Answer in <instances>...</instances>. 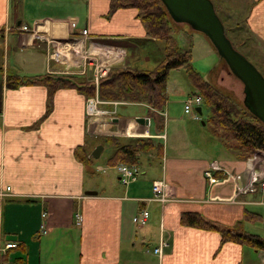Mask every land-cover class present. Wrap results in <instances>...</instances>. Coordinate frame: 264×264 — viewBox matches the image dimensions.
<instances>
[{
	"label": "crops",
	"instance_id": "crops-1",
	"mask_svg": "<svg viewBox=\"0 0 264 264\" xmlns=\"http://www.w3.org/2000/svg\"><path fill=\"white\" fill-rule=\"evenodd\" d=\"M26 1L30 0H0V264H264L263 251L223 243L218 231L179 224L180 214L192 212L219 231L249 234L243 224L261 218L248 208L264 206L261 157L237 159L217 139L198 132L196 113L184 114L182 109L176 116L167 102L158 112L162 129L154 123V133L149 134L153 119L147 115V106L134 104L144 112L126 111L123 118L117 109L116 123L95 118L89 124L86 97L74 88H58L48 95L41 85L5 87L6 76L85 77L74 67L81 64L83 55L76 52L71 57V74L64 75L62 65L49 57L52 45L35 39L33 33L70 38L62 42L75 48L73 40L81 39V30H86L85 52L100 47L124 51L122 67L128 65V52L142 58L137 65L158 64L162 46L145 37L136 11L119 9L105 17L109 0H33L32 10L26 13ZM239 3L245 14L239 30L257 48L256 54L259 51L261 69L253 65L264 74V0ZM21 26L28 31H21ZM120 64H113V69ZM85 69L88 76L89 66ZM135 117L148 118V126L130 123ZM125 128L130 137L137 133L161 147L159 158L154 151L138 157V165L144 162L142 157L155 161L146 162L144 169L152 177L141 171V179L123 186L116 168L125 164L107 165L114 149L103 138L112 136L125 144L117 137ZM96 145L101 146L99 156L104 147L112 149L105 159L108 170L91 169L96 159L90 153ZM80 149L89 164L75 158ZM212 164L219 170L214 174L216 181L208 184L203 172ZM95 172L102 175L95 178ZM253 173L258 183L252 191H238ZM159 180L167 186L164 204L150 200L151 184ZM142 210L148 214L146 222L134 225L131 218ZM75 214L80 216L79 225H75ZM247 214L257 217L248 221ZM160 241L164 245L154 254ZM6 242L16 247L3 251Z\"/></svg>",
	"mask_w": 264,
	"mask_h": 264
},
{
	"label": "trees",
	"instance_id": "trees-1",
	"mask_svg": "<svg viewBox=\"0 0 264 264\" xmlns=\"http://www.w3.org/2000/svg\"><path fill=\"white\" fill-rule=\"evenodd\" d=\"M119 9H134L136 11L135 17L143 27L145 37L162 45L163 56L152 71L127 69L110 73L98 84V98L101 101L145 102L148 117H151L157 128L161 130V117L158 112L162 110L166 102L165 81L167 73L171 70L183 69L187 74L189 84L201 97L202 103L200 105L208 113L211 135L241 161H246L253 156H259L264 160V125L244 107L243 109L237 107L229 98L219 93L192 71L189 51L181 52L177 50L176 46V49L173 48L172 38L167 30L166 19L169 16L160 1L110 0L105 17H109ZM2 35L3 33L0 31V40ZM31 85L44 86L48 95H51L58 88H74L85 97L93 95V88L75 77L46 75L35 78L17 76H6L5 78V87L8 89ZM201 106H199L200 112ZM103 143L114 149L107 160L109 166L117 164L137 166L139 155L150 151H154L156 157L160 155L161 146L156 140L150 138H136L131 143L119 144L115 138L106 137L103 138ZM79 151L78 154L75 153V158L84 164H89L90 160L84 151L81 149ZM246 216L248 221L257 217L252 214ZM179 224L193 229L218 231L223 243L231 242L264 252V240L257 235L230 230L219 231L215 226L202 220L196 213L180 214Z\"/></svg>",
	"mask_w": 264,
	"mask_h": 264
},
{
	"label": "rangeland",
	"instance_id": "rangeland-1",
	"mask_svg": "<svg viewBox=\"0 0 264 264\" xmlns=\"http://www.w3.org/2000/svg\"><path fill=\"white\" fill-rule=\"evenodd\" d=\"M31 2H33V0L26 1V4H25L26 13L32 10V7L29 5L31 4ZM210 2L214 8L215 14L217 15V17H219L218 19L221 21L224 27L225 37L230 42L233 49L236 50L243 57H246L247 59H249L252 65L254 64L256 67L260 68L261 67V56L259 55V51L256 54L257 48L252 46V41L249 40V37L247 35L242 34L241 30H239L241 28L240 26L242 25V20L245 17V14L242 13L244 6L239 3V0H210ZM12 4H15L14 1L12 2ZM11 7L15 8L16 6L14 5ZM239 10L242 14L239 13ZM166 21H167V30L169 32V36L172 38L173 48H175L176 46L177 50H180L181 52L189 51L190 65H191L192 71L194 73H197V75L202 80L208 82L219 93L229 98L237 107L243 109L242 84L237 78H235L229 72L227 66L218 57L216 51L214 50V48L212 47L208 39L202 33L190 29L186 24L175 23L168 17ZM86 37L89 38L87 32H86V36L84 37L81 36V39H75V40L71 39L76 43L75 48L77 51H75L73 50L75 49L73 48L74 46L72 47L62 46V45H69L68 42L63 43L62 41L68 40L70 38L60 40L59 38H55L51 36L50 37L51 40L49 41L50 43L48 42V44L52 45V52L54 51L56 52L61 49H68L64 53H61L63 58L59 57V59H61L62 61L58 62V64H61L63 68H64V65L68 66L71 63V60H70L71 57L76 56V52H78V56L83 55L82 56L83 58H81V64L77 63L75 66L74 64H72V66L77 68L78 75L81 69L85 68V66L87 67L88 66L87 64L89 63H93L94 65H96L95 68H99L105 65L106 68H108L107 76L110 73L120 72L122 70H127V69L132 70V71L134 70L140 71V69H142L143 71H152L154 67L157 65V62L155 61L140 62L139 65H137L136 60L142 59V58H139V57L137 58L136 55H134V53L128 52L125 58V63H127L128 65L127 67H122L120 63L122 59L124 58V51L115 50V49L114 51H107L108 50L107 48L100 47L99 49L96 48L95 50H90V52H85V50L87 49L83 50V45H84L83 41ZM49 48L50 50L49 49L48 50L51 54V47L49 46ZM97 50L102 51V53L104 54H102L101 56ZM50 59L52 60L51 57ZM113 64L114 65L120 64L119 65L120 67L113 69L114 67ZM257 71L264 79V74L262 70L261 72L259 70ZM80 76H84V75H80ZM85 77L82 78L83 79L82 83L89 84L93 88V95L87 96L86 100L95 95L98 98L97 87L100 81L95 87L91 82V78H89L86 75ZM5 78H4V83H5ZM190 93H193V94H190ZM186 94H189L187 96L196 95L200 97V95L196 93V91L189 84L187 74L183 69L169 71L167 73L166 81H165V95H166V102H167L166 104L168 105L169 110H171L172 113H174L176 116L182 113L183 102L185 98V97L183 98V96ZM86 100H85V106H86ZM104 102H109V101H104ZM201 103H202V100H201ZM134 104L143 105L146 108L145 102H139V103L124 102L123 105H120L117 107L118 114L122 116L123 118L126 115H128L126 111L134 110V111H138V113L144 112L142 108L134 107L133 106ZM192 114L194 116L195 112ZM207 115L208 113L206 109L203 106H201V115L197 116L196 121H194V126L198 130V132H200L203 136L205 135L210 138H213V136L211 135L212 134L211 127H210V124L208 123ZM181 116L183 117L184 115L182 114ZM154 129H155L154 122L151 120L149 123V127H148L149 134H153ZM123 132L120 133L117 137L120 138L122 141L126 140V143L127 142L131 143L136 138H142V137H135V136H138L136 133H135V136L130 137V135H128L126 132V128H125V131ZM125 134H127L129 137H127ZM97 141L98 140H90V142L92 143H95ZM110 152H112V149L108 147H104L99 158L92 161L91 169L95 170L96 167H100L102 169L108 170L105 164V161H106L105 159ZM143 160L144 162H140V164L137 167L139 168L140 172L141 171L145 172L146 177L151 178L152 176L149 173L150 171L148 172V169L146 170L144 169L146 167L148 168L146 162L148 161L155 162V161L150 157L147 158L146 161L142 157L141 161ZM110 172L113 173V171H110ZM100 175L102 174L95 172L94 177L96 178V177H99ZM6 191L8 192V189ZM248 210L256 213V215H258V217H260L261 220L258 219L257 221L253 223H248V222L244 223L243 231L249 234H252V235H257L261 239H264V221L262 219L264 217V206H253V207H249Z\"/></svg>",
	"mask_w": 264,
	"mask_h": 264
},
{
	"label": "water",
	"instance_id": "water-1",
	"mask_svg": "<svg viewBox=\"0 0 264 264\" xmlns=\"http://www.w3.org/2000/svg\"><path fill=\"white\" fill-rule=\"evenodd\" d=\"M159 1L173 22L186 24L190 29L202 33L208 39L229 72L242 84L243 107L264 125V79L251 63L232 48L211 2L209 0ZM194 112L198 116L201 115L200 108L194 109ZM107 121L116 123L117 119ZM129 122L146 125L147 118L135 117ZM100 151L101 146H95L90 157L98 159Z\"/></svg>",
	"mask_w": 264,
	"mask_h": 264
},
{
	"label": "built area",
	"instance_id": "built-area-1",
	"mask_svg": "<svg viewBox=\"0 0 264 264\" xmlns=\"http://www.w3.org/2000/svg\"><path fill=\"white\" fill-rule=\"evenodd\" d=\"M20 30L23 32L28 31V29L24 26H21ZM80 35L82 37L86 36V30H81ZM31 36H33L35 39L43 41L47 44L51 40L50 37L48 36V34L37 35V34L33 33V34H31ZM62 46H71V44L62 45ZM67 50L68 49H61V50H58L56 52L55 51L52 52V49H51L50 57L55 62H61L62 60L59 59V57L63 58L61 53H64ZM87 65L90 68V72H89L88 77L91 78L92 84L96 87L100 80L106 78V76L108 74V68H106L105 65H103L99 68H95L96 65H94L93 63H89ZM68 67H69V65L68 66L64 65V70H63L62 74H64V75H70L71 74L70 72H68ZM86 72H87V70L85 68H82L81 71L79 72V75L85 76V75H87ZM123 104H124V102H121V101L104 102V101L99 100L96 95L91 97V98H88L86 100V106H85L86 120L89 124H92V122L95 118H104L106 120L115 119V118H117V115H116L117 114V107L120 105H123ZM200 104H201V98L199 96H196V95L186 96L184 98L183 108H182L184 114H188L189 112L194 111V109L199 108ZM148 123H149V119L147 118V124L144 126L147 127ZM123 133H125V132H123ZM125 135L127 137H129L127 134H125ZM137 135H138L137 137L140 136V134H137ZM158 137L162 138L160 135ZM116 170H117V174H118V182L123 186L135 182L141 176V172L136 167L120 165L116 168ZM218 170L219 169H218L217 165L212 164L210 166V169L203 172V177L206 179L208 184L214 183L216 181V179L214 178L215 177L214 174H215V171H218ZM257 183L258 182H257L256 175L253 173L250 176V181H248L247 185L244 187H240V189H238V191H241V192H245L247 190L252 191V186H254ZM261 190L264 191V187H262ZM166 191H167V186H166L165 182L160 181V180L152 182V184H151L152 197L150 200L156 201L160 204H164L168 200L167 199L168 196L166 195ZM73 218L75 220V225H79L80 216L75 214L73 216ZM147 218H148L147 212L142 210L139 212L138 215L131 218V222L134 225H142L146 222ZM163 245L164 244L160 241L157 248H155L153 250L154 254H156V253L158 254L160 251V248ZM15 247H16L15 243L6 242L4 244L3 251L10 250V249H13Z\"/></svg>",
	"mask_w": 264,
	"mask_h": 264
},
{
	"label": "bare ground",
	"instance_id": "bare-ground-1",
	"mask_svg": "<svg viewBox=\"0 0 264 264\" xmlns=\"http://www.w3.org/2000/svg\"><path fill=\"white\" fill-rule=\"evenodd\" d=\"M127 130V129H126Z\"/></svg>",
	"mask_w": 264,
	"mask_h": 264
}]
</instances>
